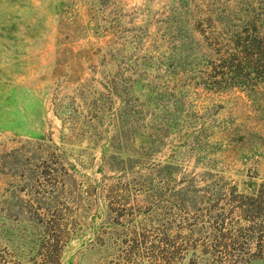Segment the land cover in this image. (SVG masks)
<instances>
[{"label": "rangeland", "instance_id": "1", "mask_svg": "<svg viewBox=\"0 0 264 264\" xmlns=\"http://www.w3.org/2000/svg\"><path fill=\"white\" fill-rule=\"evenodd\" d=\"M259 1L0 0V264H264V109L202 74Z\"/></svg>", "mask_w": 264, "mask_h": 264}, {"label": "trees", "instance_id": "2", "mask_svg": "<svg viewBox=\"0 0 264 264\" xmlns=\"http://www.w3.org/2000/svg\"><path fill=\"white\" fill-rule=\"evenodd\" d=\"M232 8L223 12L225 33L213 29L209 37L215 52L202 72L207 89L214 92L235 88L264 109V0H260L251 18H240ZM211 26V24H210ZM249 198L260 204L264 201V182ZM45 264H56L57 259H46Z\"/></svg>", "mask_w": 264, "mask_h": 264}]
</instances>
